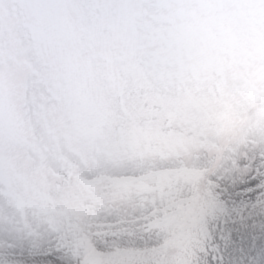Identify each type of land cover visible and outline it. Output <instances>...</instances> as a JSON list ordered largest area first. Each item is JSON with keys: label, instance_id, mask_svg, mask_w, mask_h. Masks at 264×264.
Listing matches in <instances>:
<instances>
[{"label": "rangeland", "instance_id": "1", "mask_svg": "<svg viewBox=\"0 0 264 264\" xmlns=\"http://www.w3.org/2000/svg\"><path fill=\"white\" fill-rule=\"evenodd\" d=\"M194 136L209 155L264 139V0H0V190L80 264L185 243L196 197L176 206L184 235L121 219L140 177L174 168ZM171 246L165 264H181Z\"/></svg>", "mask_w": 264, "mask_h": 264}, {"label": "snow or ice", "instance_id": "2", "mask_svg": "<svg viewBox=\"0 0 264 264\" xmlns=\"http://www.w3.org/2000/svg\"><path fill=\"white\" fill-rule=\"evenodd\" d=\"M185 169L200 174L195 185ZM140 179L121 224L132 231L167 228L177 204L196 197L202 210L182 264H264V139L217 145L209 155L204 137L194 136L174 168ZM51 223L30 217L26 205L0 190V264H80Z\"/></svg>", "mask_w": 264, "mask_h": 264}, {"label": "trees", "instance_id": "3", "mask_svg": "<svg viewBox=\"0 0 264 264\" xmlns=\"http://www.w3.org/2000/svg\"><path fill=\"white\" fill-rule=\"evenodd\" d=\"M79 51H78V53H79ZM84 57H88V55L87 54L83 55V57H80V58L83 59ZM92 72L94 73V69H92ZM249 80H250V78H249ZM97 88H98L97 84H95V83L91 84V82L86 81V83L83 85V88L81 90L86 91L87 95H90L91 97H93V96H96L98 94L99 95L101 94V92L99 91L100 89H97ZM148 88H149V84H148ZM146 89H147V85H146ZM23 91H24V88L22 87L21 91L16 94L15 98L17 100H19V98H22ZM10 113L11 114L8 117L10 118V121H13L15 119V116L17 115V112L13 111ZM116 183H119V182H116ZM186 214H190L189 210L186 211V213H184V216L181 213L178 214L176 217L173 216L171 221H174L175 219H176V221H175V223L170 221V223H169L170 228H172L174 225L179 223V221L181 219H185V221H187L188 216ZM185 221L180 222L178 224L179 228L181 229L178 231L179 234L180 233L182 235L185 234L184 231L187 229V226L189 225V224L186 225ZM178 236H177V238H178ZM176 242H177V240L172 239L170 241V243L163 246L161 249L150 250V251H145V252L117 253V254H112V255H103V254L94 253L89 257V263L90 264H96V262L99 261L100 264H165L164 261H165L166 255L164 254V252L167 251L169 246L174 245V244L177 246V248H179V254L176 256V259L182 261L183 260V245H184V243H182V245L179 246V242H177V243ZM180 247H182V248H180Z\"/></svg>", "mask_w": 264, "mask_h": 264}, {"label": "clouds", "instance_id": "4", "mask_svg": "<svg viewBox=\"0 0 264 264\" xmlns=\"http://www.w3.org/2000/svg\"><path fill=\"white\" fill-rule=\"evenodd\" d=\"M5 8L10 15H15V13H16V6L15 5H6Z\"/></svg>", "mask_w": 264, "mask_h": 264}]
</instances>
